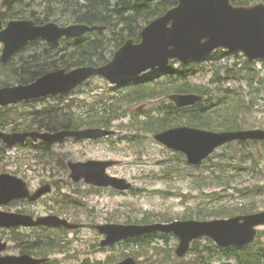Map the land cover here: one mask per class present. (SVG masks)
Segmentation results:
<instances>
[{
  "label": "rangeland",
  "instance_id": "rangeland-1",
  "mask_svg": "<svg viewBox=\"0 0 264 264\" xmlns=\"http://www.w3.org/2000/svg\"><path fill=\"white\" fill-rule=\"evenodd\" d=\"M2 1L0 0V14L7 15L12 10L24 16L15 19L40 18L48 19L44 24H73L70 22L72 19L57 9L56 0H21L9 11L1 7ZM261 2L264 3L262 0H252L254 4ZM50 7L53 9L51 12ZM8 21L10 20L4 22ZM103 34L110 36L112 32L104 29ZM71 44L69 41H62L53 49L46 41L32 43L11 58L8 66L0 68V87L6 83L11 85L4 86L24 84L18 83L17 75L13 72L14 66L21 68L24 64L31 70L49 67L52 60L71 50ZM2 50L3 44L0 43V57ZM219 50L207 58V61L203 60L194 68H190V71L186 72V80L191 82L193 87L209 88L215 99L227 97L232 106L234 100L236 103L240 101L243 107L238 112L237 119L242 129H264V61L251 63L242 52ZM114 54L110 51L107 56L111 60ZM246 62L252 66L249 72L245 69ZM2 64L4 63L0 60V65ZM172 64L174 72L185 71L182 69L183 63L176 60L167 67L149 71L141 77L144 79L158 76L156 81H166L165 73L171 70ZM228 66L233 68V71L228 73ZM248 73L253 76V80L249 79ZM172 87L174 88V85L160 88L155 98L121 104L124 116L111 122V128H106L117 133L104 141L68 138L53 147L45 148L32 145L29 148L7 149L2 145L0 173L13 172L20 166L30 165L37 175L31 182L32 189L35 190L39 186L40 180L54 182L52 192L38 204L25 206L26 210L37 214L53 212L61 217H71L72 222L82 224L77 231L53 230L46 232L47 234L25 228L20 231L0 230V238L8 244L2 255L27 253L34 257H50L49 264H117L129 256L133 257L137 264H203L197 257L205 255V241L196 242L189 255L178 257V238L173 233H163L164 237L156 234L147 242L134 241V238H131L110 246H102L106 235L98 229L99 225L110 223L153 224L175 220H211L216 217L207 218V214L220 206L233 207L239 202H251L250 197H242L241 190L252 185L253 181L256 183V178L244 173L231 185L224 183L218 186L212 182L209 177L212 172L208 171L215 169V166L210 164L207 167L205 162L200 168L190 165L183 153L174 151L155 139V134L164 130L158 132L151 127L141 126L142 122L151 119L148 114L156 118L160 115V107L173 103L169 99V95L176 92ZM119 91V86L111 85L104 78L95 76L70 93L18 104L15 121L20 129L48 132V126L42 124V120H46L45 116L61 115L65 116L66 120L79 123L89 120L92 114L95 116L101 113L107 116L108 112H103L109 108L107 100L112 102V96H119ZM234 109L231 108L230 111ZM69 115L72 116L68 117ZM101 116L103 115L99 117ZM11 128L10 123L1 130ZM86 128L104 127H80ZM226 130L219 127L216 131ZM134 135H138L140 139L132 142L130 137ZM88 160H117L118 163L110 167L108 172L131 182V189L117 191L107 187L96 188L84 180L74 181L71 178L69 163ZM254 177L258 180L257 175L254 174ZM261 183L264 185V177ZM256 198V212L264 211V193ZM261 230V239L264 240V226ZM47 235L50 238L47 239ZM45 239L51 240L55 245L44 249L37 247L38 243L35 242ZM227 253L219 251L213 241L207 240V264H228L232 252Z\"/></svg>",
  "mask_w": 264,
  "mask_h": 264
},
{
  "label": "water",
  "instance_id": "water-1",
  "mask_svg": "<svg viewBox=\"0 0 264 264\" xmlns=\"http://www.w3.org/2000/svg\"><path fill=\"white\" fill-rule=\"evenodd\" d=\"M20 0H3L1 7L11 10ZM103 32L104 27L73 23L59 25L56 22L37 24L32 19H12L7 23L0 19V57L7 63L32 42L44 40L52 48L63 39H75L93 31ZM242 52L249 62L264 61V3L248 6L234 5L231 0H179L174 8L150 22L141 32V41L128 40L102 66H80L71 70L50 71L28 84L0 87V106L6 107L24 101L45 98L51 95L70 93L95 76L120 86L131 82L149 71L167 67L172 61L183 64L203 61L218 49ZM196 93H173L169 99L178 107L193 106L203 100ZM140 109L142 107H139ZM117 132L105 128L60 130L57 132L0 131V146L25 144L28 138L34 141L55 142L67 137L77 139H101ZM155 139L166 147L186 155L189 164L200 165L217 149L235 141H264V129L211 131L190 126H177L155 134ZM117 160H88L71 162V178L85 180L99 187H113L119 191L131 189V182L109 174ZM51 184H45L31 192L27 183L14 175H0V205L14 199L27 198L32 202L51 193ZM30 215L0 211V227L29 225ZM38 222L62 225L77 229L58 215L41 216ZM264 225V211L211 220H175L170 223L153 224H104L98 229L106 235L102 246L153 232L173 233L180 239L176 250L183 257L195 239L209 237L220 247L241 246L252 243L257 228ZM8 244L0 239V264H42L46 258L29 254L2 255ZM117 264H137L129 256Z\"/></svg>",
  "mask_w": 264,
  "mask_h": 264
},
{
  "label": "trees",
  "instance_id": "trees-1",
  "mask_svg": "<svg viewBox=\"0 0 264 264\" xmlns=\"http://www.w3.org/2000/svg\"><path fill=\"white\" fill-rule=\"evenodd\" d=\"M231 1L234 5L240 6L254 4L252 0ZM262 1L264 2V0ZM56 2L58 5L57 9L72 19L70 22L83 23L91 26H103L105 29L111 30L112 34L106 36L100 31H94L74 40L63 39L62 41L72 43V48L52 60L51 66L41 70H31L30 67H26L24 64H22L21 68L14 66L13 72L17 75L18 83L28 84L51 70H71L80 66H102L107 64L110 61L107 56L110 51L114 54L130 39H133L135 42H140L141 32L145 26L177 6L179 0H56ZM49 10L51 12L53 9L50 7ZM0 18L6 21L15 18H24V16L19 13H14L11 10L7 15L4 13L0 14ZM46 20L34 18V21L38 24H44ZM10 63L11 60L0 65V68L8 66ZM199 63L201 62L183 64L182 69L185 71L178 73L174 72L175 69L172 64L171 70H169L170 72L165 73L166 81H156L155 79L158 76L144 79L140 77L132 82L121 85L119 96H112V99H114L112 102L107 100L109 108L103 111L108 112L106 114L107 116L101 113L95 116L92 114L89 116L91 119L89 118V120H84L79 123L78 121L66 120L64 119L65 116L50 115L44 117L46 120H42V124L48 126V130L51 131L71 128L80 129L81 126L111 128V122L119 120L124 116L121 104L124 105L129 102L133 103L144 99L155 98L154 96L160 92V88L174 85V88H172L173 91H176L175 93H196L202 95L204 99L189 107H177L174 103L160 107V115L155 118L148 114L151 119L142 122V127H151L154 131L158 132L176 127L179 124L211 131H216L219 127H224L227 130H242V125L239 124L240 122L237 119L239 116L238 112L243 107L240 101L236 103L234 100V106H232L227 97L215 99V95H212L213 93L209 88H203V86L193 87L191 82L186 80L188 79L186 78V72H189L190 68H194ZM245 69L249 72V70H252V66L246 62ZM231 70L233 71V68L228 66L226 71L229 73ZM248 75H250L249 79L253 80V76L250 73ZM4 85L11 84L6 83ZM4 85H1V87ZM17 107L18 104L0 107V130L10 123L12 124L11 130L20 129L15 121ZM231 108H236V110L230 111ZM100 115L103 116L99 117ZM71 116L69 115L68 117ZM139 139L138 135L130 137V141L132 142L138 141ZM218 157L220 158L216 161ZM204 162L205 164L207 163V167L210 164L215 166V169L208 171L209 173L212 172V174H209V177L218 186L224 183L231 185L232 182L236 181L244 173H247L254 179L256 178L255 181H257L256 183L253 181L252 185L250 184L244 188L245 190H241L243 198L250 197L251 202L249 204L239 202L233 207L220 206L215 211L207 214V218L232 217L256 212L255 205L258 202L256 196L264 193V185L261 183L262 177H264V141L231 142L216 150L202 164L193 166L200 168ZM254 174L258 176V180L257 177H254ZM156 234L162 237L165 236L163 233L154 232L132 240H144L147 242ZM48 238L50 236L47 235ZM47 239L45 241L38 240L35 242L36 244L38 243L37 247L44 249L55 245L51 240L47 241ZM44 264H47V262Z\"/></svg>",
  "mask_w": 264,
  "mask_h": 264
},
{
  "label": "flooded vegetation",
  "instance_id": "flooded-vegetation-1",
  "mask_svg": "<svg viewBox=\"0 0 264 264\" xmlns=\"http://www.w3.org/2000/svg\"><path fill=\"white\" fill-rule=\"evenodd\" d=\"M71 130H76V129L75 128H71ZM0 131H5L7 133H13V132L36 131V130L29 128V129L0 130ZM48 131L49 132H57V131H60V130H56V131L48 130ZM110 137H104V138H101V139L96 140L94 142L104 141L106 139H109ZM68 138L77 139V138H74V137H67V138H65L63 140H59V141H55V142H45V141H42V140L34 141L33 139L28 138L25 144H17L15 146H8V145H6L4 143H1V146L5 145L7 147V149H9V148H29L32 145H39V146H42L43 148H45V147H53L55 144H57L59 142H63L64 140H66ZM80 140H83V139H80ZM1 146H0V148H1ZM4 173H9L11 175H14V176H17V177L23 179L27 183V185H28L29 189L31 190V192H35L38 188H40L41 186H43L45 184H51L52 190H53V187H54V185H53L54 182L49 183V182L40 180V182L38 183L39 186L35 190L32 189L31 182L36 178L37 175H36V171L30 165H26L25 167L20 166L19 168H17V170H15L13 172L3 171V172L0 173V175H2ZM82 180H84V179H82ZM90 185H92V184H90ZM92 186L96 187V188L97 187L98 188H106V187H99V186H95V185H92ZM107 188H112L114 190H117V189H115L113 187H107ZM117 191H119V190H117ZM44 197H42L41 199H39L38 201H35V202H32V201H30L27 198L14 199V200L9 201L6 204L0 205V211H4V212H7V213H13V214L30 215V216H32L34 218L33 223H31L29 225H13V226H8V227L1 226L0 230L4 231V229H8V230H14V231L18 230V231H20V230H24L23 228H25V229H30L33 232L38 231L40 233L42 232L41 234H47L46 232H52L53 230L54 231L55 230H61V231H65V232L66 231H70V232L71 231H77L78 229H80L82 227V224H79V223H76V224H79V227L77 229H69V228H66L65 226H62V225L38 222V218L41 217V216H51V215H56V214L53 213V212H48V213H45V214H37L35 212H30L29 210H26L25 206L26 207L27 206H34L35 204H38L40 202V200H42ZM61 218L67 219L68 221L72 222V218L71 217L67 216L66 218L65 217H61ZM72 223H75V222H72ZM263 226H260V227L257 228V233H256L254 241L252 243L248 244V245L220 247L209 237H203V238L195 239L191 243L190 250L183 257H185V256H187V255H189L191 253L192 249L194 248L193 245L196 242L198 243V242H201V241H205V243H206L205 244V248H206L205 255L197 257V260H199L203 264H207V240H208L209 242L213 241L215 243V245H216V249H218L219 251L228 252L227 254L232 252V256L230 255V257H229L230 260H228L229 262H227L228 264H233V263H235V264H264V240L261 239V233H262L261 227H263ZM177 238H178V246H179L180 239H179V237H177ZM23 254H25V253H23ZM20 255H22V254H20ZM39 258H48L47 264H49L48 262L50 261V257H39Z\"/></svg>",
  "mask_w": 264,
  "mask_h": 264
}]
</instances>
